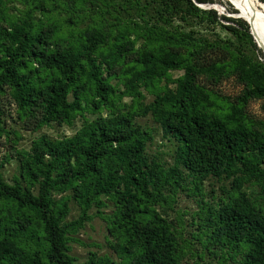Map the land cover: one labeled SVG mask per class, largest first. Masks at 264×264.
Masks as SVG:
<instances>
[{
	"label": "trees",
	"instance_id": "obj_1",
	"mask_svg": "<svg viewBox=\"0 0 264 264\" xmlns=\"http://www.w3.org/2000/svg\"><path fill=\"white\" fill-rule=\"evenodd\" d=\"M215 2L0 0V138L12 133L6 94L33 131L82 119L71 136L16 149L12 182L0 172V264H182L191 241L183 213L171 219L182 192L200 197L206 250L264 264V120L247 111L252 100L264 109V61L245 49L257 48L250 27ZM222 20L240 23L227 26L235 39L216 32ZM232 76L237 98L207 86ZM147 115L175 143L172 164L149 154L152 129L137 121ZM213 178L220 193L207 199ZM94 214L118 258L72 253Z\"/></svg>",
	"mask_w": 264,
	"mask_h": 264
},
{
	"label": "rangeland",
	"instance_id": "obj_2",
	"mask_svg": "<svg viewBox=\"0 0 264 264\" xmlns=\"http://www.w3.org/2000/svg\"><path fill=\"white\" fill-rule=\"evenodd\" d=\"M259 1L262 9H264V0ZM229 4L237 11H231L230 8L232 7ZM210 5H217V10L220 14L238 18L239 20L244 21L250 27L251 34L253 35V38L257 43V48L252 47L246 42L245 49L254 58L264 61V31L255 33L250 23L241 15L240 9L233 0H221V3L215 2L211 3ZM11 6L20 5L17 3H12ZM13 10L15 11V9ZM229 24L240 26V23L238 22L222 20V24L220 23L217 26L216 32L221 33V35L225 38L235 39L232 31L227 27ZM198 26L199 27H197V29L201 30V25ZM182 73L183 71H174L173 76L177 77ZM207 86L210 89L215 90L222 96L231 97L232 99L240 96L245 88L244 84L240 83L235 76L222 79L216 84L207 82ZM153 97V94H148V101H151ZM125 100H129V98L126 97ZM262 104V100H252L247 105V111L251 115L257 116L258 118L264 120V109L262 108ZM1 105L6 110V114L4 116L5 126L8 130L12 131L10 137L3 135L0 138V172L3 173L5 179L9 182H12L13 176L19 173V161L16 149L29 150L33 140L38 138L42 134H47L52 138L71 136L82 125V119L80 117H77L73 125H59L57 123H52V125L45 126L40 131H33L30 130V128H27L25 126L26 123L18 118L16 105L11 101L9 95L6 94L1 97ZM137 121H139L144 127L152 129L154 139L149 142L148 146V152L151 157L161 161H166L168 162V164H172L175 151V143L168 138L163 137L161 129L151 115L138 117ZM14 130H17L19 132V138L16 137ZM221 184L222 183L216 178L206 180L204 185L205 192L207 193L206 198H212V194L209 193L213 186L217 191L216 194L219 195V186ZM249 191H252L254 195L259 194V188L257 187L250 188ZM199 199V196H190L186 194V192H182L179 195V200L176 205V211L171 215V219L176 221L179 212L183 213L182 229L187 240L191 241V249L189 255L186 257L182 264H224L222 259H219L218 256H215L214 254H211L208 250H206V248L203 247L202 243L196 238L195 234L199 233V227L197 224L198 219H196V222L193 223V214L194 212L199 210ZM107 211L109 212L110 209H108ZM77 215L78 209L74 206L71 216L75 217ZM106 233L107 226L104 219L100 215L94 214L93 220L87 224L85 230L81 234L82 241L80 243L77 242L72 244V253L76 255L81 261L87 258L90 251H98L101 254H114L115 258H118V255L114 253L113 248L108 245V242L106 240Z\"/></svg>",
	"mask_w": 264,
	"mask_h": 264
},
{
	"label": "bare ground",
	"instance_id": "obj_3",
	"mask_svg": "<svg viewBox=\"0 0 264 264\" xmlns=\"http://www.w3.org/2000/svg\"><path fill=\"white\" fill-rule=\"evenodd\" d=\"M255 33L264 31V9L259 0H233ZM259 38V37H258Z\"/></svg>",
	"mask_w": 264,
	"mask_h": 264
},
{
	"label": "water",
	"instance_id": "obj_4",
	"mask_svg": "<svg viewBox=\"0 0 264 264\" xmlns=\"http://www.w3.org/2000/svg\"><path fill=\"white\" fill-rule=\"evenodd\" d=\"M214 8L218 9L217 5H213Z\"/></svg>",
	"mask_w": 264,
	"mask_h": 264
}]
</instances>
